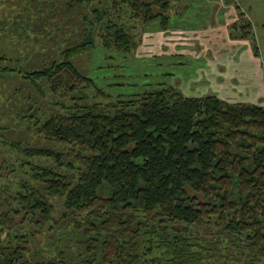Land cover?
Here are the masks:
<instances>
[{
	"label": "trees",
	"instance_id": "1",
	"mask_svg": "<svg viewBox=\"0 0 264 264\" xmlns=\"http://www.w3.org/2000/svg\"><path fill=\"white\" fill-rule=\"evenodd\" d=\"M173 1L25 0L14 15L21 41L30 31L54 52L33 68L0 52V72L45 85L56 110L17 111L44 143L0 135V264L264 259V105L175 85L113 97L70 59L96 43L133 51L153 18L167 26Z\"/></svg>",
	"mask_w": 264,
	"mask_h": 264
},
{
	"label": "rangeland",
	"instance_id": "2",
	"mask_svg": "<svg viewBox=\"0 0 264 264\" xmlns=\"http://www.w3.org/2000/svg\"><path fill=\"white\" fill-rule=\"evenodd\" d=\"M24 1L0 0V52L17 58L14 65L19 68H33L43 56L52 55L54 46L45 37L35 42L30 31L23 42L12 29L14 15L27 9ZM167 12V26L153 18L136 33L139 41L131 52L96 43L70 59L113 97L175 85L187 96L215 94L228 101L264 105V0H176ZM239 13L251 22L254 38L241 35ZM43 89L42 95L30 87L28 78L0 72L1 136L44 143L19 123L17 112L31 100L39 110L55 111L53 95L45 85ZM28 94L31 99L23 100ZM47 234L40 239L42 245H48L51 232ZM245 252L226 253L246 264ZM255 264H264V259Z\"/></svg>",
	"mask_w": 264,
	"mask_h": 264
}]
</instances>
